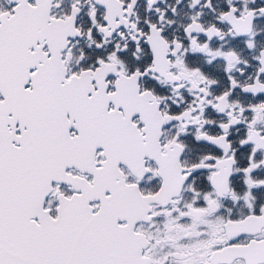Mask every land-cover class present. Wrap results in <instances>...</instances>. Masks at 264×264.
<instances>
[{
  "label": "snow or ice",
  "instance_id": "1",
  "mask_svg": "<svg viewBox=\"0 0 264 264\" xmlns=\"http://www.w3.org/2000/svg\"><path fill=\"white\" fill-rule=\"evenodd\" d=\"M0 264H264V0H0Z\"/></svg>",
  "mask_w": 264,
  "mask_h": 264
}]
</instances>
